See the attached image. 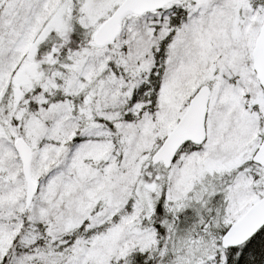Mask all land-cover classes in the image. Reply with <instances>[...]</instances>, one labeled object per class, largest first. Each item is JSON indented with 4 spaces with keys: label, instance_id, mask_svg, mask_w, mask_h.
<instances>
[{
    "label": "snow or ice",
    "instance_id": "obj_1",
    "mask_svg": "<svg viewBox=\"0 0 264 264\" xmlns=\"http://www.w3.org/2000/svg\"><path fill=\"white\" fill-rule=\"evenodd\" d=\"M0 264H264V0H0Z\"/></svg>",
    "mask_w": 264,
    "mask_h": 264
}]
</instances>
